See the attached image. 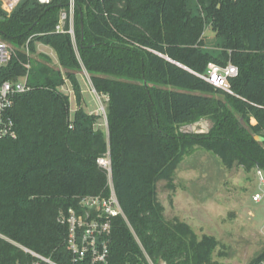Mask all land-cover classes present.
Instances as JSON below:
<instances>
[{
  "label": "trees",
  "instance_id": "16d2710c",
  "mask_svg": "<svg viewBox=\"0 0 264 264\" xmlns=\"http://www.w3.org/2000/svg\"><path fill=\"white\" fill-rule=\"evenodd\" d=\"M74 4V40L54 31L68 0L46 6L25 0L10 14L0 6V39L17 47L0 78L27 74L30 88L10 111L15 139H0V235L16 244L0 238V264H32L36 259L22 248L72 264L58 217L80 198L108 194L106 173L96 164L106 153L124 216L112 219L108 264H220L212 259L214 237L198 238L186 223L164 217L157 184L173 189L176 168L195 149L227 167L264 171V0ZM36 44L54 52L57 68L46 55L33 57ZM208 63L237 68L231 94L195 75ZM82 70L107 98V134L99 115L81 107ZM65 82L78 106L72 117L60 90ZM200 120L210 123L207 133L180 131ZM261 260L264 251L248 264Z\"/></svg>",
  "mask_w": 264,
  "mask_h": 264
},
{
  "label": "rangeland",
  "instance_id": "374dc122",
  "mask_svg": "<svg viewBox=\"0 0 264 264\" xmlns=\"http://www.w3.org/2000/svg\"><path fill=\"white\" fill-rule=\"evenodd\" d=\"M203 36L208 50H213L208 27ZM40 54L48 56L51 65L58 67L49 47L36 44L33 57ZM80 73L82 103L85 101L87 108L99 115L98 127L104 129L107 98L92 92V88H88V75L84 70ZM63 91L69 93L67 89ZM72 96L71 108L74 109ZM209 128L207 120H200L181 127L180 131L205 134ZM172 185L173 189H169L165 182L157 184V199L163 206L164 217L186 223L198 238L202 235L214 237L217 246L212 254L213 261L248 264L264 251V199L258 204L252 202V195L257 192L254 169L237 164L224 166L213 154L195 149L176 168Z\"/></svg>",
  "mask_w": 264,
  "mask_h": 264
},
{
  "label": "built area",
  "instance_id": "2783aa9c",
  "mask_svg": "<svg viewBox=\"0 0 264 264\" xmlns=\"http://www.w3.org/2000/svg\"><path fill=\"white\" fill-rule=\"evenodd\" d=\"M22 1L25 0H0V6L4 13L10 14ZM51 1L36 0L37 3L45 6L49 5ZM74 9V0H68L67 9L60 12L58 23L54 29L56 33L69 34L72 40H74ZM66 24L67 30L65 29ZM23 51L27 56H30L27 44ZM16 52L17 47L0 39V69L16 57ZM25 68L28 70L29 64H26ZM237 74V68L231 63L224 67L208 63L203 74L195 75L212 87L231 94L229 79L236 77ZM29 90L27 74L15 80H1L0 78V139H15V124L10 116V111L16 96ZM253 121L255 123V120ZM96 164L106 173L108 194L80 198L76 208H69L66 212L60 213L58 217V222L67 227L66 249L70 253L72 264H108L112 219L119 216L124 219L113 189L108 153L98 158ZM254 173L257 192L252 195V202L258 204L264 199V174L258 168L254 169ZM0 238L16 245L1 235ZM22 250L36 259L32 264H39V262L53 264L50 260L27 249L22 248ZM147 261L148 264H152L149 260ZM256 264H264V260Z\"/></svg>",
  "mask_w": 264,
  "mask_h": 264
},
{
  "label": "crops",
  "instance_id": "0c3cea01",
  "mask_svg": "<svg viewBox=\"0 0 264 264\" xmlns=\"http://www.w3.org/2000/svg\"><path fill=\"white\" fill-rule=\"evenodd\" d=\"M40 46V45H39ZM41 46H44V45H41ZM85 72V71H84ZM86 73V72H85ZM86 75H87V73H86ZM80 76H82V74L81 73H79L78 75H77V80H78V83H79V86H80V88H81V84H80ZM84 80H85V78H84ZM87 82L89 83L88 84V88L90 89V88H92V85H91V83H90V80H89V77H88V80H87ZM65 89H67L68 90V96H69V101H70V113H71V111H73V113H74V111H76L77 109H78V106H77V104H76V102H75V99H74V96H72V98L74 99V109H72L71 107V101H72V99L70 98V96H71V94L73 95V93H72V90H71V87H70V84L68 83V82H65V85L63 86V87H61L60 88V90L62 91V92H64L63 90H65ZM81 92H82V88H81ZM92 92H94L95 93V91H94V89L92 88ZM65 93V92H64ZM96 94V93H95ZM84 103H82L81 104V107L83 108V110H84V107L86 108V110H84L86 113H88V114H96L95 113V111H90L88 108H87V105L85 104V101H83ZM88 109V110H87ZM97 115V114H96ZM104 130H105V133L107 134V130H106V121H105V128H104Z\"/></svg>",
  "mask_w": 264,
  "mask_h": 264
},
{
  "label": "water",
  "instance_id": "95a60500",
  "mask_svg": "<svg viewBox=\"0 0 264 264\" xmlns=\"http://www.w3.org/2000/svg\"><path fill=\"white\" fill-rule=\"evenodd\" d=\"M180 67H182V66H180ZM182 68H184V67H182ZM184 69H186V68H184ZM255 140H256V141H261L262 138H260V137H255Z\"/></svg>",
  "mask_w": 264,
  "mask_h": 264
}]
</instances>
